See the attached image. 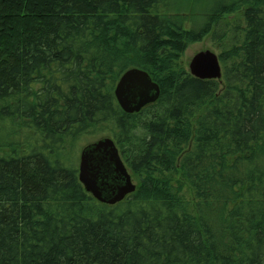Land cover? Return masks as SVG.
<instances>
[{"label": "trees", "instance_id": "obj_1", "mask_svg": "<svg viewBox=\"0 0 264 264\" xmlns=\"http://www.w3.org/2000/svg\"><path fill=\"white\" fill-rule=\"evenodd\" d=\"M209 34L218 79L183 63ZM133 67L161 93L127 113ZM105 136L112 205L76 155ZM0 264H264V0H0Z\"/></svg>", "mask_w": 264, "mask_h": 264}, {"label": "water", "instance_id": "obj_2", "mask_svg": "<svg viewBox=\"0 0 264 264\" xmlns=\"http://www.w3.org/2000/svg\"><path fill=\"white\" fill-rule=\"evenodd\" d=\"M189 70L202 79H218L223 74L219 55L211 50L195 54L189 63ZM160 93L159 84L149 72L138 67L125 71L115 87L117 101L127 113L138 112L155 102ZM78 169L85 189L103 203L116 204L137 189L115 140L109 136L82 148Z\"/></svg>", "mask_w": 264, "mask_h": 264}, {"label": "rangeland", "instance_id": "obj_3", "mask_svg": "<svg viewBox=\"0 0 264 264\" xmlns=\"http://www.w3.org/2000/svg\"><path fill=\"white\" fill-rule=\"evenodd\" d=\"M229 19L230 18H226V20H229ZM206 50H211V51L215 52L216 54L219 53V50H218L217 46L211 40V35L210 34L205 36L202 40L194 42V43H191L188 46V48L186 49V51H185V53L183 55V63H185L186 67L189 69V63H190L192 57L195 54H197L198 52L206 51ZM93 140H94L93 138L88 137V138L85 139V142L80 143L79 148L76 150V155L78 157V159H77L78 166H79V162H80V154H81L82 148L85 145L93 142ZM175 177H178V178L180 177L179 176V172L175 175ZM133 180L138 185V180L136 179L135 176H133ZM184 194L186 195L187 198H192L193 197V193L188 187L185 188V193Z\"/></svg>", "mask_w": 264, "mask_h": 264}]
</instances>
